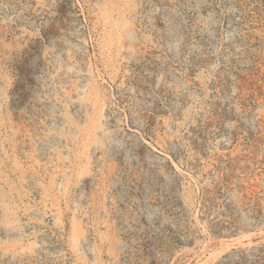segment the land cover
Returning <instances> with one entry per match:
<instances>
[{
	"label": "rangeland",
	"instance_id": "rangeland-1",
	"mask_svg": "<svg viewBox=\"0 0 264 264\" xmlns=\"http://www.w3.org/2000/svg\"><path fill=\"white\" fill-rule=\"evenodd\" d=\"M0 264H264V0H0Z\"/></svg>",
	"mask_w": 264,
	"mask_h": 264
}]
</instances>
